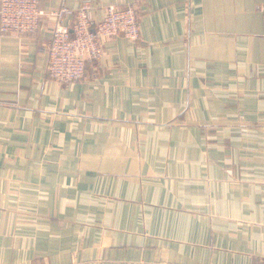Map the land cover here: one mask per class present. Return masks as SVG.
<instances>
[{
    "label": "crops",
    "instance_id": "1",
    "mask_svg": "<svg viewBox=\"0 0 264 264\" xmlns=\"http://www.w3.org/2000/svg\"><path fill=\"white\" fill-rule=\"evenodd\" d=\"M135 2L83 80L48 75L55 24L0 32V264L264 261V0Z\"/></svg>",
    "mask_w": 264,
    "mask_h": 264
},
{
    "label": "built area",
    "instance_id": "2",
    "mask_svg": "<svg viewBox=\"0 0 264 264\" xmlns=\"http://www.w3.org/2000/svg\"><path fill=\"white\" fill-rule=\"evenodd\" d=\"M261 10L264 15V3ZM93 12L87 1L75 8L63 3L56 9L44 10L41 0H0V32L35 34L44 18H53L55 24L45 49L48 75L64 84L76 83L84 79L88 64L103 58L106 39L124 36L136 40L140 36L135 2L122 7L107 5L98 21Z\"/></svg>",
    "mask_w": 264,
    "mask_h": 264
},
{
    "label": "water",
    "instance_id": "3",
    "mask_svg": "<svg viewBox=\"0 0 264 264\" xmlns=\"http://www.w3.org/2000/svg\"><path fill=\"white\" fill-rule=\"evenodd\" d=\"M94 25V24H93Z\"/></svg>",
    "mask_w": 264,
    "mask_h": 264
}]
</instances>
